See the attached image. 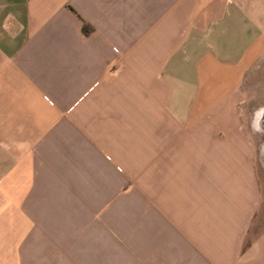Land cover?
I'll use <instances>...</instances> for the list:
<instances>
[{
	"label": "crops",
	"instance_id": "crops-1",
	"mask_svg": "<svg viewBox=\"0 0 264 264\" xmlns=\"http://www.w3.org/2000/svg\"><path fill=\"white\" fill-rule=\"evenodd\" d=\"M262 8L0 0V264H264Z\"/></svg>",
	"mask_w": 264,
	"mask_h": 264
},
{
	"label": "rangeland",
	"instance_id": "rangeland-1",
	"mask_svg": "<svg viewBox=\"0 0 264 264\" xmlns=\"http://www.w3.org/2000/svg\"><path fill=\"white\" fill-rule=\"evenodd\" d=\"M262 13L264 14V8ZM241 89L243 92L241 105L255 147V169L261 191V202L248 230L247 242L264 231V56L255 61L247 71Z\"/></svg>",
	"mask_w": 264,
	"mask_h": 264
},
{
	"label": "trees",
	"instance_id": "trees-1",
	"mask_svg": "<svg viewBox=\"0 0 264 264\" xmlns=\"http://www.w3.org/2000/svg\"><path fill=\"white\" fill-rule=\"evenodd\" d=\"M83 30H86L85 28H83Z\"/></svg>",
	"mask_w": 264,
	"mask_h": 264
}]
</instances>
